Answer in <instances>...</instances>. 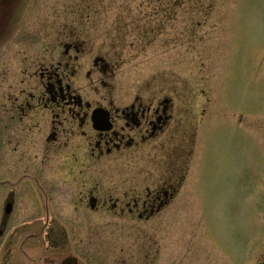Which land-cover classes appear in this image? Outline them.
<instances>
[{
  "label": "rangeland",
  "instance_id": "1",
  "mask_svg": "<svg viewBox=\"0 0 264 264\" xmlns=\"http://www.w3.org/2000/svg\"><path fill=\"white\" fill-rule=\"evenodd\" d=\"M66 45L67 85L83 104L121 110L166 98L171 109L156 148L97 159L80 130L67 134V252L78 264H253L264 208V0H8L2 121L41 90L38 75ZM160 178L175 187L166 210L135 220L114 207ZM91 197L110 203L91 207Z\"/></svg>",
  "mask_w": 264,
  "mask_h": 264
},
{
  "label": "flooded vegetation",
  "instance_id": "2",
  "mask_svg": "<svg viewBox=\"0 0 264 264\" xmlns=\"http://www.w3.org/2000/svg\"><path fill=\"white\" fill-rule=\"evenodd\" d=\"M7 1L0 0L1 9ZM67 65L66 45L60 60L38 75L41 90L28 94L16 108L4 109L8 122L0 119V264H62L67 257H75L67 252V176L74 174L67 171L69 132L73 135L80 130L81 136H74L91 144L88 156L99 159L115 150L148 144L156 148L167 128L171 110L168 99L149 102L146 107L133 103L121 110L100 103L91 107L70 91ZM163 143L161 139L159 145ZM86 158L71 156L69 163ZM147 188L144 197L128 203L118 199L114 207L131 213L135 220H149L170 206L175 187L168 186L167 179L153 181ZM86 203L106 208L110 202L91 197ZM258 223L253 264H264V208ZM75 258L78 264V255Z\"/></svg>",
  "mask_w": 264,
  "mask_h": 264
},
{
  "label": "water",
  "instance_id": "3",
  "mask_svg": "<svg viewBox=\"0 0 264 264\" xmlns=\"http://www.w3.org/2000/svg\"><path fill=\"white\" fill-rule=\"evenodd\" d=\"M62 264H76V261L71 258H67L66 260L63 261Z\"/></svg>",
  "mask_w": 264,
  "mask_h": 264
},
{
  "label": "trees",
  "instance_id": "4",
  "mask_svg": "<svg viewBox=\"0 0 264 264\" xmlns=\"http://www.w3.org/2000/svg\"><path fill=\"white\" fill-rule=\"evenodd\" d=\"M177 4H180V3H177ZM174 6H178V5H175V4H174ZM191 22H192V21H191Z\"/></svg>",
  "mask_w": 264,
  "mask_h": 264
}]
</instances>
